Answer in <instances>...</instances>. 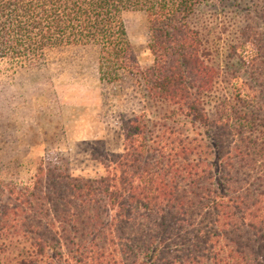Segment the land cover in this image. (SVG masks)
I'll list each match as a JSON object with an SVG mask.
<instances>
[{
  "label": "trees",
  "instance_id": "trees-1",
  "mask_svg": "<svg viewBox=\"0 0 264 264\" xmlns=\"http://www.w3.org/2000/svg\"><path fill=\"white\" fill-rule=\"evenodd\" d=\"M206 1L0 0V72L96 47L103 85L180 118L122 116L123 152L97 179L43 165L28 185L0 181V264H264V41L245 31L256 86L240 82L239 108L212 117L217 73L193 22ZM129 12L147 18L150 66Z\"/></svg>",
  "mask_w": 264,
  "mask_h": 264
},
{
  "label": "rangeland",
  "instance_id": "rangeland-1",
  "mask_svg": "<svg viewBox=\"0 0 264 264\" xmlns=\"http://www.w3.org/2000/svg\"><path fill=\"white\" fill-rule=\"evenodd\" d=\"M262 16L264 0H207L196 11L193 22L217 73L204 98L212 117L224 103L239 108L240 82L256 86L246 60L260 51L244 33L251 28L264 41ZM123 18L139 64L150 66L145 14L129 12ZM144 110L154 121L180 119L168 107L134 96L128 83L103 85L96 47L53 50L35 67L0 72V181L28 185L43 165L74 177H102L106 158L123 152L121 117Z\"/></svg>",
  "mask_w": 264,
  "mask_h": 264
}]
</instances>
